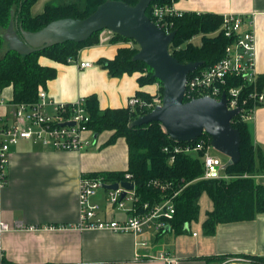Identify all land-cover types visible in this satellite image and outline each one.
<instances>
[{"label":"crops","instance_id":"1","mask_svg":"<svg viewBox=\"0 0 264 264\" xmlns=\"http://www.w3.org/2000/svg\"><path fill=\"white\" fill-rule=\"evenodd\" d=\"M50 1L53 0H38L32 14H40ZM171 6L181 13H210L221 18L243 15L251 23L255 37L256 70L264 77V0H177ZM2 46L8 49L5 41ZM120 48H129L128 42L109 40L83 47L74 62L61 64L39 57V63L55 69L56 74L42 89L54 103L60 104L94 95L100 111L126 108L137 94L149 97L159 94L157 83L139 84L141 72L110 76L100 60H113ZM83 61L91 66L80 68L78 64ZM0 98L5 103L0 106V118L12 123L8 105L12 100L10 87L4 88ZM254 111L248 122L251 140L255 151L264 157V105ZM111 134L110 130L95 134L96 137H91L93 144L80 152L56 151L25 140L10 147L3 168L6 181L0 187V214L4 222L20 225L21 229L3 236L4 264H166L157 258L159 253L173 258V264H253L239 255L264 256V214L251 221L219 224L214 235H206L201 224L206 212L212 210L208 198L204 216L191 223L185 233L170 230L162 235L147 233L137 238L130 233L74 230L73 226L79 222L81 177L127 169L128 146L124 138L106 145ZM255 182L264 186V166ZM107 192L98 189L90 200L98 205L95 219L125 220L127 212L109 204ZM141 239L147 240V244L138 248L136 243Z\"/></svg>","mask_w":264,"mask_h":264},{"label":"trees","instance_id":"2","mask_svg":"<svg viewBox=\"0 0 264 264\" xmlns=\"http://www.w3.org/2000/svg\"><path fill=\"white\" fill-rule=\"evenodd\" d=\"M107 0H53L45 3L40 14H32V7L38 0H0V93L6 87L12 90V104H32L37 99L39 87H44L48 80L53 79L55 69L44 67L38 58L44 57L57 63H66L74 58L83 47L98 44L101 32L94 33L84 42H65L61 45L47 47V49L34 51L31 54H20L9 49L4 50V31L10 21L15 20L16 31L19 28L27 32L39 31L46 24L62 18L85 19L90 16L99 5ZM122 1L129 6L135 5L138 0H114ZM177 0H155L148 6L146 16L153 20L151 9L154 5L163 7L171 6ZM167 21L176 31L174 41L169 46L170 54L180 63L203 62L197 69H204L218 61L224 47L229 40L223 34L213 37H202L200 46L187 44L197 33L215 32L221 27L222 18L215 14L182 13L181 16H168ZM14 22V21H13ZM4 32V33H3ZM3 33V34H2ZM130 41L114 35L111 42ZM137 48H120L113 60H100V63L112 77L141 72L140 85L160 83L153 77V71L144 63L135 61L133 57ZM259 89L264 87L263 78H259ZM162 92V86H160ZM140 96V97H139ZM150 103V97L137 94L136 98ZM86 108L91 117L89 128L95 134L104 131H112L106 145L114 143L119 138H124L128 146V165L124 172L102 173L105 183L123 182L125 173L131 174V181L135 184L139 203L155 204L162 196L158 190L148 188L146 184L150 180L158 179L170 183L171 192L179 191L174 198L175 213L169 223L170 230L175 233H185V225L198 221L199 199L204 194L212 203V210L206 212V218L201 227L206 235H214L215 228L219 224H229L251 221L259 214H264V186L256 184L255 177L264 166V157L254 149L251 140L250 128L247 122L233 123L232 126L239 131L240 161L237 164H228L226 174L232 176L227 180L205 181L198 180L203 173L199 159L189 154H173V147L183 145L169 139L160 124H151L129 128L128 124L138 117L152 111L149 107L136 106L122 109H108L100 111L94 95L85 98ZM209 141L206 134H202L191 144L198 141ZM165 148L171 151L164 152ZM174 156V162L169 163V156ZM161 231L159 234H165ZM221 257L220 259H223ZM239 258L247 259L253 264H264V256L239 255Z\"/></svg>","mask_w":264,"mask_h":264},{"label":"built area","instance_id":"3","mask_svg":"<svg viewBox=\"0 0 264 264\" xmlns=\"http://www.w3.org/2000/svg\"><path fill=\"white\" fill-rule=\"evenodd\" d=\"M153 21L166 34L172 32V26L167 21L168 16H181L172 6L159 7L154 5L151 9ZM221 27L216 31L223 34L229 40L224 47L222 57L204 69H197L187 75L185 101L199 97H211L220 101L226 97L228 110H238L239 113L231 119V124L238 122H250L255 114V109L264 105V87L259 89V78L255 67V37L251 23L247 22L243 15H225L222 17ZM114 34L105 29L99 34V43L109 41ZM130 49H138L136 42L127 41ZM67 62H74L70 58ZM80 68H88L91 63L83 61L78 64ZM263 81H264V77ZM153 102L146 104L140 98H131L128 107L133 109L140 107L154 108L161 104L159 94L151 96ZM5 103L0 99V106ZM11 106L12 123L0 118V187L5 184L6 178L3 168L6 166V158L10 147L17 145L22 140L39 143L42 147L56 151L80 152L87 150L92 145L90 130L91 117L86 108L85 98H78L73 103H54L41 87L38 88L37 99L32 104H8ZM71 123L73 125H71ZM185 142L183 145L174 146L173 154L192 152L199 153L201 157L202 175L198 180L213 181L227 180L232 176L226 174V167L230 160L223 162L220 158L210 156L212 149L209 141H198L197 144ZM171 151L165 148L164 152ZM174 156H169V163L174 162ZM229 159V158H228ZM132 175L125 173L123 182H131ZM120 183V182H116ZM107 184L102 176H82L79 182V222L73 226L77 231H106L117 234H133L137 238L147 233H160L169 227L175 213L174 198L179 191L171 192L170 183L158 179L150 180L146 186L158 190L162 198L155 204L139 203L136 187L129 191L118 186V190L107 192V201L117 209L127 212L123 221H105L95 219L98 205L91 204L90 200L96 195L98 189ZM124 194L123 198L121 197ZM126 202L130 204L127 208ZM54 226L50 229L53 230ZM65 229L66 227H58ZM21 229L20 225L4 222L0 214V264H4L5 252L2 246L3 236L11 231ZM33 229V228H30ZM195 235V234H194ZM147 240L141 239L136 243L138 248L145 246ZM139 257V256H138ZM157 258L166 264H173L174 259L165 253H159Z\"/></svg>","mask_w":264,"mask_h":264},{"label":"water","instance_id":"4","mask_svg":"<svg viewBox=\"0 0 264 264\" xmlns=\"http://www.w3.org/2000/svg\"><path fill=\"white\" fill-rule=\"evenodd\" d=\"M153 1L138 0L135 5L129 6L122 1L107 0L85 19L62 18L32 33L21 28L18 33L16 23L11 20L3 38L10 51L20 54H31L65 42H84L92 34L105 29L136 42L138 50L132 60L144 63L153 71V77L162 85V101L149 113L130 122L128 127L136 128L156 122L169 139L177 143L191 142L206 134L211 147L228 157L230 164H237L240 161L241 141L231 119L239 111L228 110L224 96L220 101L211 97L185 101L187 75L203 62L180 63L170 54L169 46L174 41L176 31L166 34L146 16L145 11ZM118 186L129 191L134 189L133 183L126 181L104 184L102 189L118 190ZM164 231L171 232L169 227Z\"/></svg>","mask_w":264,"mask_h":264},{"label":"rangeland","instance_id":"5","mask_svg":"<svg viewBox=\"0 0 264 264\" xmlns=\"http://www.w3.org/2000/svg\"><path fill=\"white\" fill-rule=\"evenodd\" d=\"M217 32H208V33H197L193 36L192 39H190V41L186 42L185 45H183V47H185L187 44L191 43L192 45H197L200 46L202 43V37H213L216 36ZM162 86V85H160ZM161 91L159 90V95L161 96ZM1 99V98H0ZM150 103L153 102L152 97H150ZM248 123V122H247ZM251 127V126H250ZM191 157L195 158V159H201V157L199 156V153H195L192 152L189 154ZM209 155L210 156H214V157H218L220 158L223 162H227L229 159L226 156H223L222 154H220L219 152H217L214 148L209 150ZM200 201V211H199V217H203L205 210H207V197L206 195H202L199 199ZM127 208H130V204L128 202H126ZM195 226V225H194Z\"/></svg>","mask_w":264,"mask_h":264}]
</instances>
